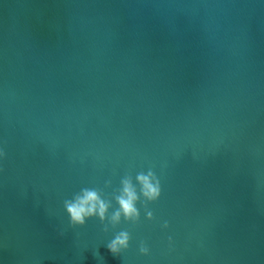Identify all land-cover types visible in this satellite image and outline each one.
I'll list each match as a JSON object with an SVG mask.
<instances>
[{
  "label": "water",
  "instance_id": "water-1",
  "mask_svg": "<svg viewBox=\"0 0 264 264\" xmlns=\"http://www.w3.org/2000/svg\"><path fill=\"white\" fill-rule=\"evenodd\" d=\"M0 153V264H264V0H0ZM149 169L153 220L71 226Z\"/></svg>",
  "mask_w": 264,
  "mask_h": 264
},
{
  "label": "clouds",
  "instance_id": "clouds-1",
  "mask_svg": "<svg viewBox=\"0 0 264 264\" xmlns=\"http://www.w3.org/2000/svg\"><path fill=\"white\" fill-rule=\"evenodd\" d=\"M110 185L111 181H106V186ZM120 185L111 199L105 198L101 189L84 187L73 194L71 199L64 200V208L71 226L83 227L87 220L98 218L103 225L102 231L108 233L116 229L122 220L133 225L138 224L140 221L138 203L144 208L146 218L149 221L153 220L155 217L148 209V204L157 201L161 195L160 180L154 171L149 169L146 173L144 171L137 173L135 182L131 175L125 174L120 180ZM112 200H115L118 207L113 209ZM110 209L113 210L110 212ZM168 226V222L165 221L163 227ZM131 239V234L127 230L115 232L107 243V249L112 255L118 256L129 248ZM139 252L142 255L149 254V248L143 241L140 243Z\"/></svg>",
  "mask_w": 264,
  "mask_h": 264
}]
</instances>
